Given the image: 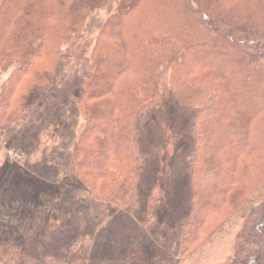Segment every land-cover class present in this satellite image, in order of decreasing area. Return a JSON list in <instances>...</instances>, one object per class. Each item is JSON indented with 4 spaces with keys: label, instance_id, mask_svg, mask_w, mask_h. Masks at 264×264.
Returning a JSON list of instances; mask_svg holds the SVG:
<instances>
[{
    "label": "trees",
    "instance_id": "trees-1",
    "mask_svg": "<svg viewBox=\"0 0 264 264\" xmlns=\"http://www.w3.org/2000/svg\"><path fill=\"white\" fill-rule=\"evenodd\" d=\"M112 1L118 9L103 26L79 87L83 122L71 145L70 172L98 203L127 204L144 161L133 140L136 119L164 97L200 108L192 171L208 183L200 191L193 186L185 249L220 197L242 181L237 173L245 159L264 150V0H0V73L11 70L1 86L0 132L19 118L29 96L51 88L60 46L77 36L88 14ZM9 192L0 195L7 209L17 205ZM158 201L148 200L146 217ZM252 213L246 221L252 247L227 264H264V199ZM5 216L8 224L19 223ZM0 224V263L27 259L17 233L6 235ZM145 237L143 229L136 235ZM140 240L126 242L123 258L99 264L140 261ZM75 243L64 260L41 264H84L88 241L77 245L79 252Z\"/></svg>",
    "mask_w": 264,
    "mask_h": 264
},
{
    "label": "rangeland",
    "instance_id": "rangeland-1",
    "mask_svg": "<svg viewBox=\"0 0 264 264\" xmlns=\"http://www.w3.org/2000/svg\"><path fill=\"white\" fill-rule=\"evenodd\" d=\"M118 6L112 1L87 15L77 36L59 48L51 88L29 96L19 118L0 132V195L10 191L17 203L7 209L3 196L0 223L6 235L17 233L27 256L11 264L64 260L68 247L76 242L77 249L84 239L89 249L84 264L114 263L123 258L126 242L140 240L136 235L142 229L141 260L131 264H227L252 247L246 221L264 199V150L245 159L237 173L242 181L220 197L197 240L184 249L182 229L193 186L200 191L208 183L192 171V129L200 108H181L164 97L136 119L133 140L144 161L127 204L98 203L71 175V145L83 122L76 102L79 87L91 69L96 40ZM50 43L45 50L52 56ZM10 72L0 73V92ZM149 199L159 201L146 217ZM6 213L19 223L8 224Z\"/></svg>",
    "mask_w": 264,
    "mask_h": 264
}]
</instances>
